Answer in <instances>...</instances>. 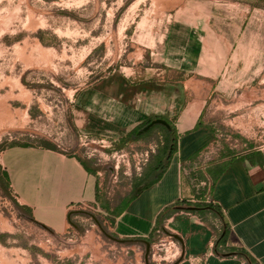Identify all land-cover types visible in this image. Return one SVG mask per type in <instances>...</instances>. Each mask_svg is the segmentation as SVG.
<instances>
[{
	"label": "crops",
	"instance_id": "1",
	"mask_svg": "<svg viewBox=\"0 0 264 264\" xmlns=\"http://www.w3.org/2000/svg\"><path fill=\"white\" fill-rule=\"evenodd\" d=\"M197 7L209 13L208 22L202 27L191 25L188 19L173 23L163 52L157 54L161 55L157 62L161 80H109L78 97L77 112L84 113L90 104L92 117L76 118L77 127L92 138L114 143L154 118L168 121L177 136L176 151L161 179L110 223L112 237L126 241L116 243L129 245L99 264H148L145 258L141 262L130 255L138 251V245L147 248L146 242L161 234L171 236L177 244L175 264H248L235 256L215 255L212 227L217 228L220 221L211 211L203 213L202 219L178 211L158 223L165 208L178 201L216 206L229 225L227 246L244 250L255 264H264V118H235L250 134L229 135L232 142L225 146L219 135L223 118L204 115L209 94L218 87L223 89V78L233 71L252 76L250 83L235 85L240 87L237 101L241 97L243 106L264 107V10L260 14L249 8L244 15L239 14L243 5L226 4L223 26H209L217 18L211 7ZM246 43L253 47L250 67L245 71L233 68L234 44L237 50ZM249 123L250 130L245 125ZM153 136L161 144L160 132L154 131ZM0 169L16 203L33 222L53 234L67 230L70 212L97 205L99 200V172L55 148L8 147L0 151Z\"/></svg>",
	"mask_w": 264,
	"mask_h": 264
},
{
	"label": "rangeland",
	"instance_id": "2",
	"mask_svg": "<svg viewBox=\"0 0 264 264\" xmlns=\"http://www.w3.org/2000/svg\"><path fill=\"white\" fill-rule=\"evenodd\" d=\"M233 3L243 5L239 14L264 10V0H0V151L12 144L49 145L100 174L97 205L73 211L62 234L33 222L0 185V264H99L129 245L112 239L110 223L133 179L157 152L158 138L112 150L110 139L78 129L76 118L92 117L90 104L77 112L78 97L109 80H161L157 62L173 23L188 19L191 25H206L209 13L197 7L202 4L217 17L208 25L223 26L224 6ZM235 46L231 66L245 71L253 47ZM251 78L233 71L223 78V89L206 100L204 115L223 118L219 135L225 146L232 142L229 135L250 134L235 118H264V107L243 106L241 97L237 101L240 87L235 85ZM245 125L250 130L251 124ZM169 242L177 247L171 236H155L148 264H175L178 247L174 255ZM137 250L130 256L143 262L146 248L140 244Z\"/></svg>",
	"mask_w": 264,
	"mask_h": 264
},
{
	"label": "trees",
	"instance_id": "3",
	"mask_svg": "<svg viewBox=\"0 0 264 264\" xmlns=\"http://www.w3.org/2000/svg\"><path fill=\"white\" fill-rule=\"evenodd\" d=\"M162 119L163 118H154L147 120L138 126L134 127L131 131H129L125 136L118 139L116 142L113 143L112 150L114 151H121L126 148L129 144L144 140L150 139L152 137V133L154 131L160 132L161 135V144L159 142L157 147V152L151 158L148 167L144 170V172L138 177L134 178L131 184V190L122 204L115 208L114 210V217L119 215L121 211L125 208V206L138 197L144 190L149 188L150 186L154 185L158 182L162 175L164 174L165 170L167 169L171 157L176 151V133L174 127L168 122L169 128H166L162 125H154L148 131L144 133H139L143 127L149 124L153 120ZM20 145V144H16ZM15 146V144H12ZM11 146V147H12ZM21 146H28L27 144H22ZM46 148H54L49 145H45ZM4 150V149H3ZM0 185L2 186L5 194H7L9 186L6 183V176L4 172L0 169ZM15 205L20 207L16 202ZM106 210V207H104ZM178 211H186L192 214L197 215L199 218L202 219V214L206 211L213 212L219 219L220 224L217 228L212 227L214 233V244H213V252L218 257H238L242 258L243 260L247 261L248 264H255L254 260L245 252L244 250L236 247L227 246V241L229 237V225L224 219L221 212L218 208L212 204H205V203H184L182 201H178L173 205L165 208V210L158 216L157 222L161 223L164 219H166L170 214ZM73 212L69 213L71 216ZM113 221V219H112Z\"/></svg>",
	"mask_w": 264,
	"mask_h": 264
},
{
	"label": "water",
	"instance_id": "4",
	"mask_svg": "<svg viewBox=\"0 0 264 264\" xmlns=\"http://www.w3.org/2000/svg\"><path fill=\"white\" fill-rule=\"evenodd\" d=\"M154 125H162L166 128H169V124L165 121V120H162V119H157V120H153L151 121L149 124H147L145 127L142 128V130L139 132L140 134L141 133H144L146 131H148L152 126ZM76 213V212H75ZM79 213H83V212H79ZM175 239H177L175 236H174ZM112 239L116 242H120V243H124L126 242L125 240H116L115 238L112 237ZM147 244V248H146V256H145V259L147 261V253H148V250H149V243L146 242Z\"/></svg>",
	"mask_w": 264,
	"mask_h": 264
},
{
	"label": "built area",
	"instance_id": "5",
	"mask_svg": "<svg viewBox=\"0 0 264 264\" xmlns=\"http://www.w3.org/2000/svg\"><path fill=\"white\" fill-rule=\"evenodd\" d=\"M168 244L171 245V248L173 247L174 250H176V252H174V255H176L177 254V247H176L175 243L174 242H169Z\"/></svg>",
	"mask_w": 264,
	"mask_h": 264
}]
</instances>
